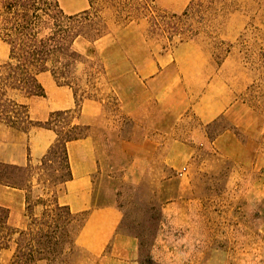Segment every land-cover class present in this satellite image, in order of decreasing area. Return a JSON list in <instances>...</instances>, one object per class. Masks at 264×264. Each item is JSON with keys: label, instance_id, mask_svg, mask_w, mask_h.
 Wrapping results in <instances>:
<instances>
[{"label": "rangeland", "instance_id": "obj_1", "mask_svg": "<svg viewBox=\"0 0 264 264\" xmlns=\"http://www.w3.org/2000/svg\"><path fill=\"white\" fill-rule=\"evenodd\" d=\"M79 1L60 5L69 11ZM92 6L105 34L127 33L122 40L130 54L139 55L146 42L154 56H170L192 42L236 94L235 117L203 124L188 114L173 127H153L149 113L133 117L122 109L113 70H129L130 63L121 46L110 55L84 56L86 63L76 67L78 97L84 91L102 104L95 126L104 178L95 180L97 205L113 197L121 214L117 233L136 243L133 264H264V0H156L152 10L143 0H92ZM186 9V16L171 18ZM7 57L0 41V64ZM105 66L112 67L107 75ZM132 82L120 85L126 101L132 100ZM15 132L21 133L0 124V149L8 156L20 154L12 149ZM29 164L34 188L22 190L24 204L11 205V226L23 218L26 196L31 202L50 200L68 174L62 152ZM8 165L0 179L20 184L24 179L15 167L22 166ZM12 192L0 186V203L9 204ZM12 253L3 251L0 264H10ZM110 258L108 251L90 258L78 249L54 264H116Z\"/></svg>", "mask_w": 264, "mask_h": 264}, {"label": "crops", "instance_id": "obj_2", "mask_svg": "<svg viewBox=\"0 0 264 264\" xmlns=\"http://www.w3.org/2000/svg\"><path fill=\"white\" fill-rule=\"evenodd\" d=\"M58 2L60 5L61 0ZM79 4L76 8L74 3H71L72 9L69 11L62 9L61 5L60 8L67 15H74L89 8L88 0H81ZM126 34L124 32L122 37H114L108 32L92 43L77 39L73 43V49L86 57L97 54L106 56L116 46H121L123 51H120L130 63V69L120 72L117 66L113 72L117 73L115 83L120 92L117 94L118 98L122 109L128 115L136 117L149 113L147 122L153 127L158 124H169L173 127V124L176 125L188 114L203 124L212 123L220 117L235 115V92L222 77L220 68L214 67L209 56L200 49H195L192 42L181 43L170 56L164 54L157 57L145 42L146 46H140L142 49L138 55L136 50L130 54L124 47L126 45L122 38ZM145 47L148 50H145ZM111 71L112 67H104V74L107 75ZM127 79L133 80V95L132 100L129 98L126 101L121 97L124 95L120 91V85ZM38 81L44 88L46 97L31 98L27 101L32 121L44 122L51 112L75 109L74 96L69 88L58 86L49 73H41ZM40 99L48 103L43 106L42 102H39ZM101 111L100 101L85 99L82 102L76 121L86 127L88 133L86 137L66 144L71 179L56 193L55 198L59 205L67 206L74 214L87 212L84 225L76 238V246L79 249L90 258H100L108 251L111 262L133 264L136 243L134 239L117 233L121 214L114 205L113 197L108 203L97 205L100 190L95 180H104L100 173L102 165L95 131ZM13 136L15 143L12 149L20 151V154L13 153V156H8L6 149L1 148L0 161L16 166H26L31 161L42 159L56 139L53 131L38 127H32L23 133L15 132ZM13 190L9 200L11 204L0 203L9 209V221L11 205L24 204L23 191ZM22 217L18 223L14 222L12 227L23 228L26 221L24 215Z\"/></svg>", "mask_w": 264, "mask_h": 264}, {"label": "trees", "instance_id": "obj_3", "mask_svg": "<svg viewBox=\"0 0 264 264\" xmlns=\"http://www.w3.org/2000/svg\"><path fill=\"white\" fill-rule=\"evenodd\" d=\"M88 1L87 10L67 15L58 0H0V41L8 47V57L0 64V124L21 132L32 127L54 132L56 140L42 160L62 152L68 174L60 185L71 179L66 144L86 137V128L76 123L79 115L76 109L85 99H93L84 91L78 97L79 80L74 73L76 67L86 63L87 59L73 49V43L77 39L92 43L105 34L104 24L93 11L92 0ZM155 1L143 0L145 9L152 10ZM187 11L171 18L179 20L187 15ZM41 73H49L58 86L72 91L74 110L51 112L44 122L30 119L27 101L46 97L38 81ZM15 168L24 180L17 184L0 179V186L31 193L33 180L27 179L30 164ZM10 169V165L0 163V177ZM37 206H41L39 214L34 213ZM9 215V209L0 205V255L11 249L10 264H54L79 249L76 238L87 212L74 214L67 206L59 205L54 196L50 200L39 197L35 202L26 196V225L23 228L12 227ZM146 263L153 264L150 260Z\"/></svg>", "mask_w": 264, "mask_h": 264}]
</instances>
